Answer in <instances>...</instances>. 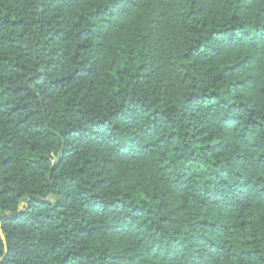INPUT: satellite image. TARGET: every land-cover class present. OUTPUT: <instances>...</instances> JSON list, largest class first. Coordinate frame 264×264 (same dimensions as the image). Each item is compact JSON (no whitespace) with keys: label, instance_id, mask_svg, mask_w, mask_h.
I'll return each instance as SVG.
<instances>
[{"label":"trees","instance_id":"1","mask_svg":"<svg viewBox=\"0 0 264 264\" xmlns=\"http://www.w3.org/2000/svg\"><path fill=\"white\" fill-rule=\"evenodd\" d=\"M0 264H264V0H0Z\"/></svg>","mask_w":264,"mask_h":264}]
</instances>
